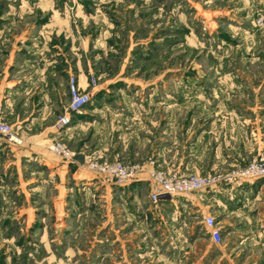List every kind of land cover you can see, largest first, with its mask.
Masks as SVG:
<instances>
[{
  "label": "rangeland",
  "instance_id": "1",
  "mask_svg": "<svg viewBox=\"0 0 264 264\" xmlns=\"http://www.w3.org/2000/svg\"><path fill=\"white\" fill-rule=\"evenodd\" d=\"M237 4L236 0H0V29L4 24L11 26L5 32L7 39L1 51L18 53L8 70L22 68L25 75L43 67L47 71L42 62L56 58L55 66L51 67L55 74L53 82L43 90L53 104L37 103L39 94L36 93L27 98L24 94L0 96V110L3 99L12 97L11 113L15 119L0 117L32 141L43 138L44 147L53 140L62 141L74 152L71 159L62 161L70 163L80 151L85 168L88 158L128 162L126 159L132 158L134 152L131 142L134 144L143 137L149 140L139 146L142 152L136 155L134 163L151 166L165 163L182 171L178 167L179 155H182L201 158L202 172H225L242 165L256 157L253 156L255 139L264 137V133L258 134L255 123L246 128L247 132L232 126L233 135L228 144L220 143L216 147L214 143H202L196 152L189 150L191 145L196 147L191 141L197 131L206 129L211 118L221 112L196 109V102L215 103L217 98L211 96V90L222 86L218 76L235 69H229L226 63L218 64L217 58L246 53L242 47L233 51L230 47L241 39L234 29L241 19V13L239 16L236 13L240 10H235ZM229 7L235 11L227 12ZM251 17L255 18L256 14ZM64 24L78 29L88 43L79 55L88 76L86 87L78 84L75 71L78 59L68 49L70 37H65L69 30L43 31L54 40H60V48L57 53L48 49L36 53L35 48L41 44L48 46L43 43L46 36L36 37V32L39 33L43 25L50 30V26L63 28ZM2 33L4 31H0V37ZM102 33L106 34L104 39ZM261 52L264 55V47ZM35 56L39 60L34 59ZM259 69L264 71V63L259 64ZM70 76L80 89L90 94L89 99L73 111L68 110ZM92 78L94 83H91ZM20 81L22 85L25 82L24 78ZM98 84H103L109 92L103 99L105 103H134V116L130 115V106L122 105L120 111L113 112L124 118L123 123L118 118L107 120V124L102 121L101 113L91 108L101 98V92L97 90L92 95L88 89L97 88ZM124 84L132 91L133 100L116 93ZM152 87L155 92L149 96ZM196 87L202 88V93L198 91L199 98L195 96ZM164 92L170 94V100L163 101ZM137 104L143 105L139 111H136ZM168 104L170 111L166 109ZM147 108H150L149 113ZM64 114L67 120L59 121ZM33 117L40 118L42 125L19 126ZM77 118L82 124L65 131ZM244 118L247 122L252 120ZM168 119L177 124L171 130L170 151L163 147L168 142L162 144L158 139L163 122ZM23 153L25 151L18 146L0 143V264H264V203L253 208L246 219L227 215L226 198H220L218 205L214 201L212 209L198 210L188 205L185 220L166 215L149 220L142 217L140 207L127 223L122 219L117 222L120 223L117 232L127 235L122 246L134 249L122 254L124 251L115 249L117 240L111 242L113 236L98 238L104 229H99L95 221L101 222V216L95 213L94 221L84 222L79 215L83 208L79 201L105 198L98 195L102 187L93 182L85 186L81 180L75 181L67 175L56 187L57 180L51 182L50 179L57 178V174L49 171V165L30 156L27 159ZM230 156L238 159H226ZM184 160L182 157L181 161ZM71 186H74L72 196L67 194ZM56 196L68 198L69 202L75 200L76 204L72 210H66L65 202L58 208L52 201ZM118 196L149 201L146 189L136 192L130 188L118 192ZM123 204L130 209L126 202ZM260 209L262 213L257 217ZM207 213L214 215L219 226L221 239L218 242L210 237L203 222V215ZM147 227L154 234L147 235ZM142 253L145 255H140ZM162 253L167 260H163Z\"/></svg>",
  "mask_w": 264,
  "mask_h": 264
},
{
  "label": "crops",
  "instance_id": "2",
  "mask_svg": "<svg viewBox=\"0 0 264 264\" xmlns=\"http://www.w3.org/2000/svg\"><path fill=\"white\" fill-rule=\"evenodd\" d=\"M237 5L235 7V10L239 12H236L239 16L241 13V19L237 22L240 23V25L235 26V33L241 36L240 41L233 44L231 47V51L233 49H237V47L244 48L246 53L242 54H226L222 55L220 58H217V62L219 63H226L227 66L235 68L231 71H228V73H223L221 76H218V79L221 80L222 86L218 85L217 87L212 88L211 90V96L214 98H217V101L213 104L206 105L204 102H196V109H209L210 111H213L216 114L214 118H211L210 124L207 125L206 129H201V131H197L195 134V139H193L191 142L196 147L194 148L192 145L189 147V150L196 152L198 149L202 147V143H214L216 144V147H219L220 143H226L228 144L232 135V126H238L241 128L243 132H247L246 128H250L253 126V123H255L256 130H258V134L264 133V71L259 69V64L264 63V55L262 54V48L264 47V24L263 25H256L254 23V17H251L254 14H258L260 12H264V0H236ZM230 8V7H229ZM233 8L227 9V12H233L235 11ZM233 14V13H232ZM236 14V15H237ZM235 15V14H234ZM67 24V23H66ZM64 24L63 28H53L50 26V30H47L44 28L45 25H43L39 31V33L36 32V37H44L46 38L43 40V43L48 44L46 45H40L39 47H36V53L44 52L45 49L52 50L54 52H58L59 50V44L58 42H61L60 40H54L51 38V34H43L42 32H51L53 29L55 31H58L56 29H59L58 32L62 30H69L65 35V37L69 38V50L73 54H76V58L78 59L76 61V72H77V78H78V84L80 86L86 87L89 85L88 83V76L86 71L83 68V65L80 61V54L85 51V48L87 47L88 43L85 40V35H81L80 31L76 28L71 26H66ZM222 25V24H221ZM11 26L10 24H4L0 31H4V34L2 33V37H0V96H12V95H27V97L32 96L34 93L39 94L37 103L42 104L43 106L46 104V106L53 104L52 100L48 96V93L45 94L43 91L45 89V86H48L52 84L53 78L52 76L55 75L54 71L51 70V67L55 66L56 58L49 59L47 62H42V64L45 66L47 71H44V67L42 69H36L33 74L31 72L30 75L22 74L20 68L19 70L10 72L8 70V65L14 61L17 54H11L10 50L6 52H2L1 48L3 46V43L5 42V32L7 33L10 30ZM228 31H230L228 29ZM21 35V32L19 33ZM106 34L103 35L102 38L104 39ZM1 36V34H0ZM2 38V39H1ZM48 38V39H47ZM41 41V40H40ZM51 44V42H53ZM50 42V45H49ZM5 45V44H4ZM20 48V46L18 47ZM35 50H33L34 52ZM37 55V54H36ZM15 56V58H14ZM38 57L35 56L34 59H37ZM43 59V57H42ZM24 63H27L25 59L22 60ZM48 65V66H47ZM219 67V66H218ZM24 78L25 82L21 83L20 79ZM88 84V85H87ZM94 87H88L90 89V93L94 95L96 91H100L98 102L96 105H94L92 110L98 111V113H101L100 118L102 121H104L106 124L108 121L112 119L118 118L120 123L124 122L123 117H118L115 111H120V107L122 105H126L127 107L130 106L129 111L131 112L130 115L134 116V103L130 102L131 104L127 105L125 103L121 104L119 102L116 103H105L103 99H105L109 92L106 88L103 87V84H98L97 88ZM138 89V88H135ZM201 89V90H200ZM198 89L195 88V96L196 98H199V94L202 93V88ZM6 93H5V92ZM116 93L121 94L122 96H127L129 100H133V94L132 91L130 92V89L128 90L125 86V84L122 87H118L116 89ZM129 91V92H128ZM198 91H201L198 92ZM155 88H150V93L154 94ZM41 93V95H40ZM221 96V98L219 97ZM170 94L168 92L163 93V101L170 100ZM26 100V99H25ZM225 100V102L223 101ZM13 101L12 97L4 98L2 102V108L0 110V116H5L7 119L14 118V115L11 113V102ZM27 102V101H25ZM170 102V101H169ZM36 103V104H37ZM149 104V103H147ZM141 105V106H139ZM170 104H168V107L166 108L167 111H170ZM41 106V108L43 107ZM142 104H137L136 111H139V108H141ZM149 106V105H148ZM207 106V107H206ZM124 107V106H123ZM138 107V108H137ZM198 107V108H197ZM209 107V108H208ZM128 108H125V110ZM132 109V110H131ZM149 109L147 108L146 111L149 113ZM44 111V107L42 109ZM146 112V113H147ZM245 112V113H242ZM127 114V113H125ZM129 116V114H127ZM135 116H137L135 114ZM0 117V118H1ZM113 117V118H112ZM241 117V118H239ZM244 117H248L249 119L252 118L249 122L245 121ZM2 119V118H1ZM15 119V118H14ZM5 120V119H4ZM8 121V120H7ZM39 121L40 118L33 117L28 122L26 121L24 124H19V126L24 127H31L36 125H42ZM81 119L77 118L74 120V124L68 126L65 131H70L69 129L77 127L81 125L80 122ZM194 122H197V118L193 120ZM207 121V120H206ZM9 122V121H8ZM193 122V123H194ZM180 123V121H179ZM11 124V123H10ZM196 124V123H195ZM12 125V124H11ZM177 124L174 123V120L168 119V121L163 122L162 130L159 131L161 136L158 137L162 144H165L167 141V145H163L164 148H166L168 151L171 150L172 142L171 141V130L173 127H176ZM197 125V124H196ZM202 125V123L200 124ZM187 126V125H186ZM189 126H192L191 124ZM188 126V127H189ZM13 127V126H12ZM47 127V126H46ZM103 127V126H102ZM14 136L17 139H20V142H16L13 140H7L3 136L0 135V143L6 144V145H15L23 149L25 155L28 159V156L32 158H36L39 161H42V163H45L46 165H49L48 169L49 171H54L57 175V178H51L50 181L52 182L54 179L56 181V187H58V183L60 181L64 180V177L67 175L68 178H73L75 181L81 180L84 185L90 184V182H93L97 186L102 187L100 193L98 194L103 195L105 198L98 197L97 199L91 200H84L82 202L79 201V206L83 207L80 210L81 220L84 222L87 221H94L93 216H95V213L101 216L100 220L101 222L95 221V225L98 224L99 229H104V232L101 231V233L98 234L99 239L107 238L108 235L113 236L111 238V242L116 239L117 243L116 246H118V251H133V247L131 248H125L126 246H122V241L124 239H127L126 233L117 232V230L120 227V223L117 224L118 221L122 219V222L127 223L129 221L128 219H131V217H135L138 213V208L142 207L141 214L142 217L146 219L151 218H159L163 217V215H166V217L170 216L172 218L178 217V220H185L186 219V211L187 207L194 206L198 210H202L205 208L210 207L211 209L214 208L213 204L214 201H216L217 205L220 200V198H226V212L228 216H239L243 219H246L247 216L251 215L253 208L258 207L261 205V203H264V176L255 177V178H249V179H242L238 182L228 183H217L210 187L203 188L201 190L195 191L189 195L183 194V193H176L168 195L166 198L160 199L157 202H152L150 199L146 202L144 199H137V198H130V199H122L120 198V194L118 196V192H124L125 190H129L130 188H134V190L142 191L146 189V194L149 192L152 182L148 180L147 178V168L150 167H162L165 168H173L172 166H169V164L165 163H159L158 165H149L147 163H143L142 170L138 172V176L126 183H117L115 182L111 177L105 175V174H98L94 171H90L87 168H85L83 164V157L82 154H80V151L77 152V155L74 157V159L68 163L65 161H62V158L60 156L53 153L49 145H46L42 142L43 138H38L34 141L30 140L29 137L23 135L22 133L19 134L18 131H15L13 128ZM133 137V136H132ZM171 137V138H170ZM174 138V137H173ZM128 139V138H126ZM148 138L145 137L138 139L133 146V156L130 159H126L128 162H133L135 160V157L137 154H140L142 151L139 150V146L141 144L147 143ZM174 140V139H173ZM179 140V139H178ZM134 141V137L133 140ZM256 146L254 149L253 156L260 157L264 156V137L263 140L260 138L255 139ZM124 144V148L126 149V144L123 140L122 142ZM135 148V149H134ZM131 153V151H130ZM135 153V156H134ZM240 155V154H237ZM169 161L171 160V154L169 153ZM168 156V157H169ZM228 156V155H227ZM174 157V156H173ZM184 157V161H181V158ZM231 157V156H230ZM226 157V159H238V157L233 156L231 158ZM254 158V157H253ZM201 158L193 157V156H182L179 155V165L178 167L182 169V172H189V171H197L201 173L202 172L199 160ZM225 159V158H224ZM238 166V165H237ZM33 172V171H31ZM90 180V181H88ZM88 187V186H87ZM74 186H71L70 190L71 192H68L67 194L72 196ZM62 190V188L59 189V193ZM61 195V194H58ZM117 195V196H116ZM102 197V196H101ZM53 205L62 208L64 202L67 203L66 210L70 209L72 210V207L76 204L75 200L72 202H69L70 199H61L58 198V196L54 197L52 199ZM124 202H126V205L130 209L124 208ZM215 203V205H216ZM72 212V211H71ZM262 213V209L257 211V217L260 216ZM93 215V216H92ZM97 215V216H98ZM122 217V218H121ZM99 220V221H100ZM117 220V221H116ZM114 221L116 223L114 224ZM97 222V223H96ZM79 223V222H78ZM149 223V222H148ZM151 223V222H150ZM108 225V226H107ZM113 226L115 228H113ZM96 227V226H95ZM154 228V224L152 226ZM103 232V233H102ZM147 235L154 234L150 227L146 228ZM181 235V233L179 232ZM155 238V236H153ZM135 253V252H134ZM145 253V252H144ZM139 254V253H138ZM148 254V253H145ZM140 254V255H145ZM163 260H167V257L164 253H162ZM157 259H160L159 257ZM164 262V261H163ZM165 264V263H164Z\"/></svg>",
  "mask_w": 264,
  "mask_h": 264
},
{
  "label": "built area",
  "instance_id": "3",
  "mask_svg": "<svg viewBox=\"0 0 264 264\" xmlns=\"http://www.w3.org/2000/svg\"><path fill=\"white\" fill-rule=\"evenodd\" d=\"M254 23L256 25L264 24V12L256 15ZM94 82L95 79L92 78L91 83ZM68 86L70 93L68 110H77L86 100L89 99L90 94L88 91L79 88L73 76H70ZM65 120H67L66 114L62 115L59 121L63 122ZM0 135L7 140L20 142V139H17L14 136L13 127L10 122L1 118ZM49 148L62 159H71L74 155V152L60 140H53L49 144ZM86 167L90 170L111 177L117 183H126L135 179L138 176V172L142 170V164L125 162L122 159L101 161L88 158ZM260 176H264L263 156L254 157L246 163L225 172H182L167 167H150L147 168V178L152 182V186L148 192V196L152 202H157L171 194H189L217 183H233L242 179ZM203 222L208 227L210 237L218 242L221 239V233L219 226L216 225L214 215L211 213L204 214Z\"/></svg>",
  "mask_w": 264,
  "mask_h": 264
}]
</instances>
